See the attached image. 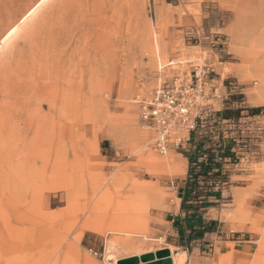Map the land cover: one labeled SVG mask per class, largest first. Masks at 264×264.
<instances>
[{"label":"rangeland","instance_id":"374dc122","mask_svg":"<svg viewBox=\"0 0 264 264\" xmlns=\"http://www.w3.org/2000/svg\"><path fill=\"white\" fill-rule=\"evenodd\" d=\"M209 63L221 98L206 119L238 108L231 95L261 110L213 130L239 152L216 223L225 235H256L257 250L212 261L206 247L191 249L185 264H264V0H120L80 14L0 0V264L182 252L173 234L186 153L152 150L135 99ZM123 209L143 233L110 222ZM92 210L105 219L99 230L83 228Z\"/></svg>","mask_w":264,"mask_h":264},{"label":"built area","instance_id":"2783aa9c","mask_svg":"<svg viewBox=\"0 0 264 264\" xmlns=\"http://www.w3.org/2000/svg\"><path fill=\"white\" fill-rule=\"evenodd\" d=\"M191 68L188 74L177 75L169 83L135 99L139 126L149 134L152 150L161 156L183 149L191 133L204 126L206 108L221 98L215 66L192 64ZM206 250L210 256L212 247L207 246Z\"/></svg>","mask_w":264,"mask_h":264},{"label":"trees","instance_id":"16d2710c","mask_svg":"<svg viewBox=\"0 0 264 264\" xmlns=\"http://www.w3.org/2000/svg\"><path fill=\"white\" fill-rule=\"evenodd\" d=\"M230 100L239 107L236 109L229 107L220 112L217 115L218 122L205 119L204 126L190 135L189 144L192 148L186 152L189 161L188 180L181 207L186 213L217 208L223 199V190L230 184L229 167L238 163L236 140L225 138L220 131H213L215 127L221 123L238 122L245 111L250 118L258 116L261 112L260 108L243 107L244 102L240 95H231ZM215 133L218 134L219 141H216ZM205 230L210 232L213 227L209 226Z\"/></svg>","mask_w":264,"mask_h":264},{"label":"crops","instance_id":"0c3cea01","mask_svg":"<svg viewBox=\"0 0 264 264\" xmlns=\"http://www.w3.org/2000/svg\"><path fill=\"white\" fill-rule=\"evenodd\" d=\"M259 115L256 117H259ZM191 148L190 144L183 146L185 153L190 151ZM181 155L185 157L183 154ZM185 160L188 165L189 161L187 157H185ZM187 180L188 174L182 178L181 183L178 186L180 204L178 211L176 212L177 218L175 219L178 228H176V232L173 234V241L177 244V248L186 254V260L191 256V249L192 255H198L200 254V250L207 246L212 247V253L209 256L212 261H215L217 251H219L218 255H226L230 252H235L239 253L241 257H245L246 255L255 252L257 250V247L255 246L257 236L250 232L238 236H230L227 233L225 235L224 229H221L222 227L216 223L217 217H215L214 212L217 211V208L211 207L205 211L196 213H186L181 210ZM209 226L213 227V230L210 232L205 230V228ZM207 243L210 244L207 245Z\"/></svg>","mask_w":264,"mask_h":264},{"label":"bare ground","instance_id":"6f19581e","mask_svg":"<svg viewBox=\"0 0 264 264\" xmlns=\"http://www.w3.org/2000/svg\"><path fill=\"white\" fill-rule=\"evenodd\" d=\"M48 1L54 7H56V5L58 6L61 5L62 7H65V8L68 7L69 9H72L79 14L84 13V9L86 7L90 9H95L97 7H100L101 10H111L116 3L120 2V0H48ZM169 160L170 159H168V162H172V160L170 161ZM161 195H162V198H164L163 194H161V192H159L158 190L154 192V196L157 198H161ZM119 211L121 210H118V213L116 212L113 213V218L110 220V222L114 226L118 225L117 227L119 228V230L124 231V232L143 233L142 231L139 232V230L135 229L138 225H135V222L132 225L133 219H131L127 215L124 209H123L124 212L123 211L119 212ZM103 220L105 219L104 218L102 219L98 215L96 210H92L89 217L83 224V228L91 229V230H99L100 225L98 223H100V221L102 222ZM170 251H171L170 259L172 261V264H185L186 254L184 252H175L171 249ZM165 259L166 257H162V258L155 257L154 260L141 262V264H150V263H154L156 261H161Z\"/></svg>","mask_w":264,"mask_h":264},{"label":"water","instance_id":"95a60500","mask_svg":"<svg viewBox=\"0 0 264 264\" xmlns=\"http://www.w3.org/2000/svg\"><path fill=\"white\" fill-rule=\"evenodd\" d=\"M155 257H157V258L166 257V259L161 260V261H156V262L150 263V264H172V261L170 259V251L169 250H162V251L157 252L156 254L144 255L141 258H137V257L130 258V259L123 261L122 264H141V262L154 260Z\"/></svg>","mask_w":264,"mask_h":264}]
</instances>
